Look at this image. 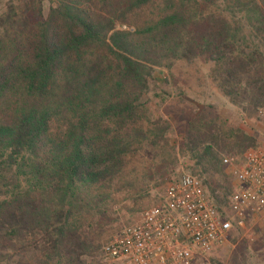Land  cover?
<instances>
[{
  "label": "trees",
  "instance_id": "trees-1",
  "mask_svg": "<svg viewBox=\"0 0 264 264\" xmlns=\"http://www.w3.org/2000/svg\"><path fill=\"white\" fill-rule=\"evenodd\" d=\"M45 1L0 13V264H113L115 199L177 154L149 106L156 69L206 58L219 93L261 118L264 0ZM258 146L205 109L187 122L181 152L224 221V159Z\"/></svg>",
  "mask_w": 264,
  "mask_h": 264
},
{
  "label": "rangeland",
  "instance_id": "rangeland-1",
  "mask_svg": "<svg viewBox=\"0 0 264 264\" xmlns=\"http://www.w3.org/2000/svg\"><path fill=\"white\" fill-rule=\"evenodd\" d=\"M8 1L0 0V13L5 10ZM49 7L50 2L46 0L45 14ZM211 69L212 64L206 58L192 64L178 62L170 70L156 69L155 78L162 90L150 93L152 100L149 106L155 116L163 117L170 123V144L175 146L177 154L162 162L158 160V172L149 163V177L146 179L142 178L145 170L140 168L141 185L130 190V194L121 193L115 199L109 221L112 237L123 228L139 222L147 210L159 204L169 182L192 174L189 168L192 162L182 154L181 149L187 122L201 110L205 109L229 124L239 126L259 141L257 150L264 151V118L251 119L231 105L211 83ZM226 176L233 186L232 177ZM240 229H235L223 245L216 246L210 253L197 254L194 264H264V215L249 218Z\"/></svg>",
  "mask_w": 264,
  "mask_h": 264
},
{
  "label": "built area",
  "instance_id": "built-area-1",
  "mask_svg": "<svg viewBox=\"0 0 264 264\" xmlns=\"http://www.w3.org/2000/svg\"><path fill=\"white\" fill-rule=\"evenodd\" d=\"M224 165L239 183L231 219L222 220L202 182L185 174L166 185L159 207L107 242L106 257L114 264H194L197 254L223 245L229 232L264 211V151H250L242 160L225 158Z\"/></svg>",
  "mask_w": 264,
  "mask_h": 264
},
{
  "label": "crops",
  "instance_id": "crops-1",
  "mask_svg": "<svg viewBox=\"0 0 264 264\" xmlns=\"http://www.w3.org/2000/svg\"><path fill=\"white\" fill-rule=\"evenodd\" d=\"M226 174H228L229 175V168H227L226 169ZM230 176V175H229ZM232 182H233V188H234V191L239 187V183L235 180V179H233L232 178ZM258 215H264V211H262L261 213H259V214H257V215H250L248 218H247V220L249 219V218H251V219H254L256 216H258ZM247 220H246V222H247ZM246 224V223H245ZM245 226V225H244ZM236 229V228H235ZM235 229H233L231 232H229V234H228V238L230 237V235L232 234V232L235 230ZM237 230V229H236ZM239 230H242V229H239ZM227 238V239H228ZM216 248V247H215ZM214 248V249H215Z\"/></svg>",
  "mask_w": 264,
  "mask_h": 264
}]
</instances>
